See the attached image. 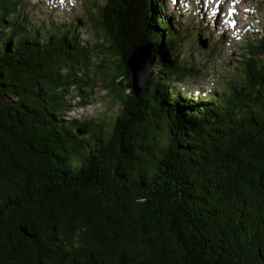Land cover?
I'll use <instances>...</instances> for the list:
<instances>
[{"label": "trees", "instance_id": "1", "mask_svg": "<svg viewBox=\"0 0 264 264\" xmlns=\"http://www.w3.org/2000/svg\"><path fill=\"white\" fill-rule=\"evenodd\" d=\"M167 2L104 0L87 41L78 17L0 0V264H264V27L196 95ZM101 92L104 112L65 115Z\"/></svg>", "mask_w": 264, "mask_h": 264}, {"label": "rangeland", "instance_id": "2", "mask_svg": "<svg viewBox=\"0 0 264 264\" xmlns=\"http://www.w3.org/2000/svg\"><path fill=\"white\" fill-rule=\"evenodd\" d=\"M28 1L36 4L45 15L66 19L78 17L86 22L81 39L87 41L93 40L88 17H96L97 7L104 5V0ZM167 6L169 12L174 11L175 21H181L187 28L188 40L182 46L189 63L186 65L196 66L201 76L195 82L185 81L183 88L196 95L212 91L220 79L229 78L241 60L245 42L264 27V0H168ZM199 40L206 41V49L199 46ZM98 96L99 101L85 109L71 102L72 111L65 115L78 119L82 115L104 112L108 106L105 93H98Z\"/></svg>", "mask_w": 264, "mask_h": 264}, {"label": "water", "instance_id": "3", "mask_svg": "<svg viewBox=\"0 0 264 264\" xmlns=\"http://www.w3.org/2000/svg\"><path fill=\"white\" fill-rule=\"evenodd\" d=\"M206 44L205 40H199V46L202 49L207 48ZM155 58V49L149 43L132 50L127 68L131 74V90L135 97H138L147 86Z\"/></svg>", "mask_w": 264, "mask_h": 264}]
</instances>
